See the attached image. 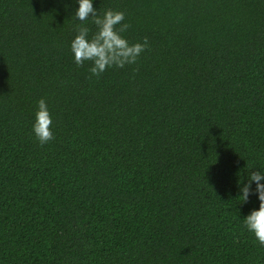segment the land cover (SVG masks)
I'll list each match as a JSON object with an SVG mask.
<instances>
[{
  "label": "trees",
  "instance_id": "obj_1",
  "mask_svg": "<svg viewBox=\"0 0 264 264\" xmlns=\"http://www.w3.org/2000/svg\"><path fill=\"white\" fill-rule=\"evenodd\" d=\"M93 6L149 41L99 78L71 51L78 0H0V264H264L256 182L238 198L264 171V0Z\"/></svg>",
  "mask_w": 264,
  "mask_h": 264
},
{
  "label": "clouds",
  "instance_id": "obj_2",
  "mask_svg": "<svg viewBox=\"0 0 264 264\" xmlns=\"http://www.w3.org/2000/svg\"><path fill=\"white\" fill-rule=\"evenodd\" d=\"M79 7L73 16L81 23L76 26L77 35L71 42V51L75 63L83 66L86 61L92 62L90 72L97 78L110 67L124 68L126 65L135 64L140 55L149 47L148 38L143 43L130 44L122 35L130 28V24L123 23V11L106 10L102 15L93 6V0H78ZM91 18L96 26V31L89 36L90 29L86 23ZM119 26V27H118ZM138 70V69H137ZM53 119L47 102L41 98L38 102L34 133L41 145L54 139L52 131ZM264 171H251L248 182L241 184V203H246L252 193V183L256 182L255 192L258 194L259 208L253 209L244 218L247 229L252 232L260 245H264Z\"/></svg>",
  "mask_w": 264,
  "mask_h": 264
}]
</instances>
